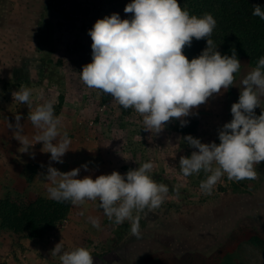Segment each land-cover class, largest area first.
Listing matches in <instances>:
<instances>
[{"label": "rangeland", "instance_id": "374dc122", "mask_svg": "<svg viewBox=\"0 0 264 264\" xmlns=\"http://www.w3.org/2000/svg\"><path fill=\"white\" fill-rule=\"evenodd\" d=\"M130 2L0 0V36L7 30L2 26H55L48 52L75 54L84 62L69 73L66 64L53 59L47 65L51 71L30 87L31 106L20 104L13 100L12 93L26 85L18 80L17 73L13 78L9 74L11 70L16 72L12 66L27 53L22 52L18 41L0 38V200L6 195L25 205L37 199L51 200L41 175L47 172L51 154L41 151L42 144L21 153V145L14 143L16 139L12 142L14 132L8 126L20 113L23 135L32 141L37 134L32 131L38 129L28 125L25 115L31 112L28 108L49 100L54 102V114L62 113L61 135L66 131L71 141L63 163L51 162L53 167L68 172L87 164L88 170L81 167L77 178L90 175L95 179L113 171L123 175L152 162L151 175L158 183L166 184L169 192L159 208L139 213V238L131 232V221H110L98 201L71 204L65 218L38 237L27 232L12 237L0 228V264H61L59 256L51 253L60 242L66 251L88 248L94 264H264V162L256 166L257 179L235 182L224 175L210 195L200 189L201 181L206 179L203 171L184 177L179 170L180 157L195 151L183 140L185 136L202 143H219L218 132L232 119L231 105L238 102L242 80L253 67L247 59L238 57L241 68L234 84L194 109L185 118L186 126L172 120L159 134L145 131L133 109H123L110 95L89 89L80 78V68L92 60L88 37L82 36L88 32L84 26L93 27L98 19L113 13L130 19L132 14L124 12ZM260 99L261 108L254 110L257 116L264 109V96ZM89 217L99 218V229L92 226Z\"/></svg>", "mask_w": 264, "mask_h": 264}, {"label": "clouds", "instance_id": "9594fccd", "mask_svg": "<svg viewBox=\"0 0 264 264\" xmlns=\"http://www.w3.org/2000/svg\"><path fill=\"white\" fill-rule=\"evenodd\" d=\"M124 12L132 14L131 18L113 13L98 19L89 30L92 60L83 66L80 78L89 89L110 95L123 109H133L145 131L159 134L172 120L186 126L185 118L194 109L234 84L241 62L235 48L231 55L218 51L211 39L217 26L211 13L190 15L178 0H131ZM252 15L264 20V8L253 5ZM193 39L207 43L189 60L183 50L191 47ZM242 86L238 102L231 105L232 119L218 132V144L202 143L191 135L183 138L195 151L180 157L179 170L184 177L203 171L206 179L200 189L205 194L210 195L224 175L235 182L257 179L256 166L264 162V109L258 116L254 111L261 108L264 96V56L243 78ZM31 95V89L24 86L12 93L14 101L29 106ZM21 119L17 113L16 123L8 125L21 145L19 151L29 153L41 143V151L51 154L47 172L41 174L48 198L74 206L98 201L110 221H131V232L139 238V213L159 208L169 192L166 184L151 175L153 163L145 162L123 175L113 171L95 179L90 175L77 178L81 167L88 170L87 164L68 172L51 165L63 163L71 145L68 133L61 135L62 120L54 114V102L45 101L28 113L31 124L39 130L34 142L23 135ZM89 221L100 228L98 217H89ZM51 253L59 256L61 264H94L91 251L85 247L66 251L60 242Z\"/></svg>", "mask_w": 264, "mask_h": 264}, {"label": "trees", "instance_id": "16d2710c", "mask_svg": "<svg viewBox=\"0 0 264 264\" xmlns=\"http://www.w3.org/2000/svg\"><path fill=\"white\" fill-rule=\"evenodd\" d=\"M190 15L197 17L211 13L217 21L211 39L222 55H231L235 48L237 58L243 57L254 68L264 56V20L252 15L253 5L264 8V0H179ZM206 40L193 39L184 54L191 60L206 47ZM186 129V128H185ZM185 132V130H181ZM71 203L37 199L27 205L16 203L9 195L0 200V228L16 234L27 232L32 237L53 223L65 218ZM8 238V236L6 237Z\"/></svg>", "mask_w": 264, "mask_h": 264}, {"label": "crops", "instance_id": "0c3cea01", "mask_svg": "<svg viewBox=\"0 0 264 264\" xmlns=\"http://www.w3.org/2000/svg\"><path fill=\"white\" fill-rule=\"evenodd\" d=\"M32 19L33 17L32 15H30L28 20L30 21L31 25L33 22ZM2 27H6L7 30L3 32L4 34H2L3 36H0V38L2 39L12 38L15 41H18L21 46L19 47L22 48L21 50H23L22 52L27 53L26 56H23L22 60L17 61L16 62L17 64L12 66L15 68L16 72H13L14 70H11L9 74V77L13 78V74L17 73L18 76L20 77L18 80H20L22 84L24 83L26 87H29V88L32 87V83L34 82V80H37L39 77H41V75H46V73L51 71L50 68L47 66L51 61L55 60V61H59V64H64V65L66 64L67 70L69 71V73L70 72L73 73L74 67L84 63L81 58H79L78 56H74L75 54H72L73 55L72 56V55H66V54H63L62 52L60 53L57 51L56 53L58 55H54V53L50 54V52H48V50H50L51 48L50 46L52 45V38H50V35L52 36V32L54 30L56 31L55 26H29L28 25V26H2ZM91 28H92L91 26H84L85 31H88V32ZM88 32L87 33L85 32L84 35L82 36L86 38L88 37L87 45H91L92 40H91V37L88 35ZM16 33H17V36H16ZM81 44H83V40ZM26 48L29 50L24 52ZM52 56H54L55 58ZM1 62H3L2 58H0V63ZM68 68H70V70ZM1 73L2 71L0 70V75ZM3 76H5V74H2V77ZM28 109L29 111H34L35 107L28 108ZM4 111H8V110L5 109ZM13 111L17 112L16 109H14ZM61 112L63 111L61 110ZM61 114L58 117H61ZM25 116H26L25 117L26 120L29 122L28 125L34 129V126L31 124L30 120L28 119V114ZM12 120H13L12 123L15 124L16 123L15 117ZM38 131L33 130L32 132L38 133ZM12 140H13L12 142H14L15 138ZM14 143H16L17 145H20L18 140H16ZM37 144H41V143H37Z\"/></svg>", "mask_w": 264, "mask_h": 264}]
</instances>
